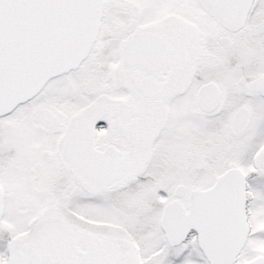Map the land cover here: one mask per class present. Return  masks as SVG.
<instances>
[{"label": "snow or ice", "instance_id": "6c2138e0", "mask_svg": "<svg viewBox=\"0 0 264 264\" xmlns=\"http://www.w3.org/2000/svg\"><path fill=\"white\" fill-rule=\"evenodd\" d=\"M0 264H264V0H0Z\"/></svg>", "mask_w": 264, "mask_h": 264}]
</instances>
